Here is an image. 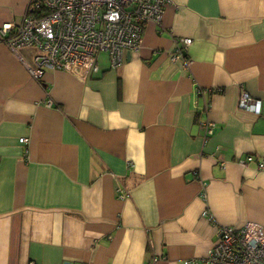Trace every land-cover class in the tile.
Returning <instances> with one entry per match:
<instances>
[{
  "label": "crops",
  "instance_id": "obj_1",
  "mask_svg": "<svg viewBox=\"0 0 264 264\" xmlns=\"http://www.w3.org/2000/svg\"><path fill=\"white\" fill-rule=\"evenodd\" d=\"M18 51L0 38V264H211L219 225L264 226V0H170L85 79Z\"/></svg>",
  "mask_w": 264,
  "mask_h": 264
},
{
  "label": "built area",
  "instance_id": "obj_2",
  "mask_svg": "<svg viewBox=\"0 0 264 264\" xmlns=\"http://www.w3.org/2000/svg\"><path fill=\"white\" fill-rule=\"evenodd\" d=\"M169 2L29 0L27 11L19 22L1 24L0 38L18 55L21 47L35 50L33 64L23 61L34 78L41 77L45 69H51L64 70L85 79L97 70L96 59L100 52L108 54L114 67L121 62L125 50L137 51L144 26L159 24ZM183 41L187 46L192 40L186 37ZM184 63L190 64L191 60L185 59ZM204 102L203 108L207 111V99ZM238 106L255 114L261 111L260 100L244 90ZM202 128L207 138L213 134L214 123L205 120ZM19 141L27 143V138L21 137ZM251 159L252 155H248L239 160V164ZM207 212L204 210L203 214L208 215ZM203 260L211 264H264V226L254 221L241 226L219 225ZM148 264H157V259L154 257Z\"/></svg>",
  "mask_w": 264,
  "mask_h": 264
},
{
  "label": "rangeland",
  "instance_id": "obj_3",
  "mask_svg": "<svg viewBox=\"0 0 264 264\" xmlns=\"http://www.w3.org/2000/svg\"><path fill=\"white\" fill-rule=\"evenodd\" d=\"M107 53L106 52H100L99 53V56H104V55H106Z\"/></svg>",
  "mask_w": 264,
  "mask_h": 264
},
{
  "label": "water",
  "instance_id": "obj_4",
  "mask_svg": "<svg viewBox=\"0 0 264 264\" xmlns=\"http://www.w3.org/2000/svg\"><path fill=\"white\" fill-rule=\"evenodd\" d=\"M66 264H70V263H66Z\"/></svg>",
  "mask_w": 264,
  "mask_h": 264
}]
</instances>
